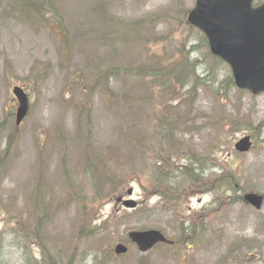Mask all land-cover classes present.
<instances>
[{"label":"rangeland","instance_id":"rangeland-1","mask_svg":"<svg viewBox=\"0 0 264 264\" xmlns=\"http://www.w3.org/2000/svg\"><path fill=\"white\" fill-rule=\"evenodd\" d=\"M14 1L0 0V233L8 223L2 206L12 214L27 215L28 224L41 217L44 201H52L47 209L50 216L43 221L42 242L44 247L58 248L71 264H264V203L256 211L239 199L244 193L264 194V95L226 87L227 68H219L214 80L202 75L205 66L198 71L204 82L179 91L174 99L147 76H127L142 72L147 64L141 59L153 62V55L160 56L163 48V55L165 50L174 53L175 47L166 39L151 44L150 58L138 42L125 49L104 48L97 54L92 44L83 43L77 35L85 30L98 0H55L52 19L31 11L20 13ZM102 1L111 2L110 14L125 20L163 14L151 26L163 38L180 30L175 26L182 19L180 13L195 5V0ZM61 30H66L68 38ZM109 52L114 56L108 68L117 66L122 74L110 84L99 85L96 68L107 64L98 63V57L103 59ZM14 86L24 89L29 98L28 116L17 128ZM165 107H176L173 119L181 133L172 148L182 142V148L188 146L197 157L210 151L209 164L224 170L221 174L209 166L206 173L211 178L198 183L196 194L194 186L189 187L188 197L178 208L163 203L157 193L148 196L143 191L151 182L149 151L159 148L149 135ZM232 123L238 124L237 131L242 130L226 135L225 143L221 139ZM246 135L253 145L249 152L239 154L233 146ZM87 161L93 167L89 176L85 174ZM106 175L110 184L97 190ZM218 175L234 177L236 192L218 189L212 181ZM129 189L132 194L127 196ZM117 199H132L139 210L146 209L139 214L126 210ZM173 215L179 216L178 231L183 221L185 228L189 224L194 230L178 236ZM115 219L119 226L110 225L108 231L90 236L92 229L113 224ZM144 229L162 231L174 240V246L140 253L128 242L127 234ZM5 234L0 257L7 264H19L21 252L13 241L11 225ZM118 242L128 250L116 256L113 249ZM40 251L37 245L30 246L35 258Z\"/></svg>","mask_w":264,"mask_h":264},{"label":"trees","instance_id":"trees-1","mask_svg":"<svg viewBox=\"0 0 264 264\" xmlns=\"http://www.w3.org/2000/svg\"><path fill=\"white\" fill-rule=\"evenodd\" d=\"M14 3H16L17 10L20 13L25 12L28 14V12L31 11L39 17L46 16L50 19L55 16V0H17L14 1ZM110 3L111 2L104 3L102 0H98L97 5L91 10L93 12V16L88 19L87 23L85 21V30L81 32L79 31L77 35L83 43L92 44L96 48L97 54L104 51V48L107 50H116L123 46V49H125L127 45L138 42L146 49V54L150 58V47L152 45L156 46L159 43H163L165 39L168 41L169 45L175 47L173 48L174 53L173 51L170 53L168 50H165L164 55L163 48L160 56L153 55V62L147 63V60L141 59L142 62H146L147 64L143 65V71H136L134 74L127 73V76H129L128 78L147 76L155 87H157L160 91L169 93V95L174 96L175 99L179 96V91H184V89L187 90L190 88L194 89L196 84L201 83L203 81L202 75L215 77L219 68L226 67L224 63L209 53L205 37L186 23L184 19L186 14L185 12H181L180 16L182 19L175 22V26L180 27V30H175L169 35L167 34L166 38H163V35L154 34L151 29L152 22L154 23L159 19L164 18L165 16H163V14L156 17L147 16L140 20H125L124 18L115 17L110 14ZM85 18L88 17L85 15ZM61 31L62 32H60V34L64 33L65 37L68 38L66 30ZM183 33H185V37L181 38ZM198 35L199 38L197 39ZM79 38L77 39L79 40ZM173 41L176 42V46H174ZM109 53L110 54L108 55L106 53V56L103 59L98 57V63L105 61L107 64L106 68H104L101 64H99V68H96L97 72L95 71V74L97 77V84L99 85L110 84L113 77H117L122 74L121 69L117 66L111 64L108 68V61L111 60L112 55L114 56L112 52ZM198 54L200 56H195ZM93 57L95 58L96 56ZM165 60H168V63H166ZM205 66L206 68L204 69ZM202 69H204V72ZM131 70L133 71L134 69ZM200 70L202 71V75L198 74V71ZM227 71L228 75L223 81L226 84V87L229 85L234 86L228 68ZM214 80H216V77ZM219 86L223 90L226 88L222 83H220ZM212 91L214 90L212 89ZM166 110L162 115L157 116L154 120V125L152 126L153 131L149 135V140H151L153 144H159V148L156 151H153L152 149L149 151L151 154L149 160L151 182L150 188L143 189V191L147 192L148 196L149 193H157L156 195L160 197V200L163 203L169 204L173 208H178L179 203L183 200L185 201L188 197V188L193 186L195 187L206 178H211V174L209 172L206 173V171L209 170V166L212 168L217 167V165L209 164L208 160L211 156L210 151L200 157H197V154H195L188 146L182 148V142H178L180 143L178 144L180 146H178L177 149L172 148V145L175 142L180 141L178 138L181 133L177 128V121L173 119L176 107L170 108L167 111ZM244 126L245 125H243L242 128H244ZM237 127V123H232L224 132V135L222 131L219 130V139H221L223 135L221 140H224L226 143V135H230V133H234L235 135L242 130L237 131ZM151 141L146 143L150 144ZM144 147L147 149V145ZM2 161L3 159L0 158V166H2ZM180 161H183V163L181 164ZM88 162L89 161L85 164V174L87 176H89L90 171H93V167H89ZM217 168L219 173L222 174L224 172L222 167L220 168L218 166ZM232 169H234V167H232ZM212 181L215 186L218 185V189L225 188L226 191V188H229L230 190H233L232 184L226 176L218 175L215 177V181ZM110 182L111 178L106 175L103 182L98 183L96 187L97 190L102 189L104 183L110 184ZM32 195H37L35 188L32 190ZM99 195L100 194L97 193V196ZM51 205L52 201H44L42 213L39 211L40 206L37 208L41 217L38 219L32 218L28 224H26V220H28L27 215L19 213L12 214L6 207H1L4 218L8 223H6L4 230L0 233V244L1 238L6 236L5 232L11 225V231L15 237L13 241L17 244L18 248H20L21 252L19 256V264H71L70 261H67L66 258L60 255L58 248H54L52 246L49 248L46 246L44 247L42 242L41 230L44 226L43 221L50 216L47 209H49ZM145 209L146 206L144 209L139 210L138 208L135 211L139 214L141 211L144 212ZM171 220L172 223L176 225L175 233H177L178 236L181 235V233H184V230L182 229L183 222L180 228V231L182 230V232L177 230L179 226V216L173 215ZM110 225L119 226L116 219L113 224H100L91 230L90 236L92 233L95 234V232L100 233L108 231V228L111 227ZM186 229L190 230L189 233L194 230L192 226ZM86 234L87 233H85V236ZM19 240L21 242H19ZM176 243L178 244V241ZM31 245H37L40 247L41 251L38 258H35L30 252ZM77 248V246L72 247L73 251ZM61 256L64 261H62ZM0 264H7V262L2 261L0 257Z\"/></svg>","mask_w":264,"mask_h":264},{"label":"water","instance_id":"water-1","mask_svg":"<svg viewBox=\"0 0 264 264\" xmlns=\"http://www.w3.org/2000/svg\"><path fill=\"white\" fill-rule=\"evenodd\" d=\"M255 0H195L194 8L187 14V23L206 37L210 53L225 62L232 73L234 84L253 95L264 94V0L253 6ZM18 106L15 124L26 117L29 101L20 87L13 88ZM239 153L251 148L250 137L240 139L234 146ZM128 196L132 190H128ZM121 199L118 200L120 202ZM245 201L259 210L262 198L255 194L245 196ZM126 209H134L136 202L125 200ZM128 239L140 253H146L156 244L172 242L157 230L132 231ZM127 248L117 244L116 255L125 254Z\"/></svg>","mask_w":264,"mask_h":264},{"label":"flooded vegetation","instance_id":"flooded-vegetation-1","mask_svg":"<svg viewBox=\"0 0 264 264\" xmlns=\"http://www.w3.org/2000/svg\"><path fill=\"white\" fill-rule=\"evenodd\" d=\"M260 196H262V198H263V202H264V194H263V195L261 194Z\"/></svg>","mask_w":264,"mask_h":264}]
</instances>
